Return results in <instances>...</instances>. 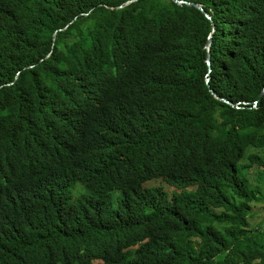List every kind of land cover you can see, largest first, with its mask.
Segmentation results:
<instances>
[{"label": "trees", "instance_id": "obj_1", "mask_svg": "<svg viewBox=\"0 0 264 264\" xmlns=\"http://www.w3.org/2000/svg\"><path fill=\"white\" fill-rule=\"evenodd\" d=\"M263 90L264 0H0V264H264Z\"/></svg>", "mask_w": 264, "mask_h": 264}, {"label": "rangeland", "instance_id": "obj_2", "mask_svg": "<svg viewBox=\"0 0 264 264\" xmlns=\"http://www.w3.org/2000/svg\"><path fill=\"white\" fill-rule=\"evenodd\" d=\"M263 185H264V182H263ZM254 211H256L258 214L251 218V221L253 222V224L256 223H260L262 222V220L264 219V206L263 204H258L256 205V207H254Z\"/></svg>", "mask_w": 264, "mask_h": 264}, {"label": "water", "instance_id": "obj_3", "mask_svg": "<svg viewBox=\"0 0 264 264\" xmlns=\"http://www.w3.org/2000/svg\"><path fill=\"white\" fill-rule=\"evenodd\" d=\"M177 1L182 2V0H177ZM188 3H189V4H193V5L197 6V7H199L200 9H202L201 4H199V3H195V2H188ZM210 42H211V38H210V40H209L208 49H209V47H210ZM263 93H264V90L262 91V93H261V95H260L259 98L262 97ZM213 94L216 95L215 93H213ZM216 96H217V95H216ZM223 100L229 102L227 99H224V98H223Z\"/></svg>", "mask_w": 264, "mask_h": 264}]
</instances>
